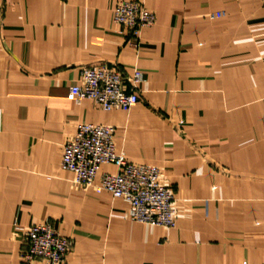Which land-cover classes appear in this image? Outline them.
<instances>
[{
    "label": "crops",
    "instance_id": "0c3cea01",
    "mask_svg": "<svg viewBox=\"0 0 264 264\" xmlns=\"http://www.w3.org/2000/svg\"><path fill=\"white\" fill-rule=\"evenodd\" d=\"M121 1L0 0V264H27L42 224L74 242L61 264H264V0H148L138 47L114 22ZM85 66L128 88L143 74L138 104L68 100ZM80 124L113 126L118 153L161 170L174 228L75 184L61 162Z\"/></svg>",
    "mask_w": 264,
    "mask_h": 264
},
{
    "label": "built area",
    "instance_id": "2783aa9c",
    "mask_svg": "<svg viewBox=\"0 0 264 264\" xmlns=\"http://www.w3.org/2000/svg\"><path fill=\"white\" fill-rule=\"evenodd\" d=\"M147 1H121L114 9V22L129 31L130 43L135 47L139 45L141 31L157 21L156 14L147 8ZM223 16L216 13L211 18ZM129 81L130 88L115 67L85 66L81 69L80 84L71 88L67 99L78 103L91 100L105 112L128 111L139 102L143 74L135 73ZM114 135L113 126L80 124L75 135L64 144L61 168L74 174L75 184L128 202L135 222L174 228V194L163 184V173L154 166L131 163L125 153H118ZM104 165L115 166L117 173L101 174ZM25 235L27 249L22 257L27 264L40 259L50 264L64 263L74 248L73 240L62 237L51 224L32 226Z\"/></svg>",
    "mask_w": 264,
    "mask_h": 264
}]
</instances>
